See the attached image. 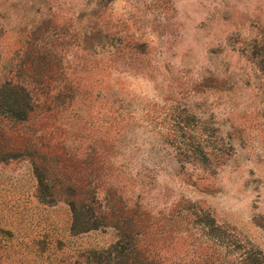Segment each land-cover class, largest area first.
Here are the masks:
<instances>
[{
	"label": "rangeland",
	"instance_id": "374dc122",
	"mask_svg": "<svg viewBox=\"0 0 264 264\" xmlns=\"http://www.w3.org/2000/svg\"><path fill=\"white\" fill-rule=\"evenodd\" d=\"M7 83L0 264L264 253V0H0Z\"/></svg>",
	"mask_w": 264,
	"mask_h": 264
},
{
	"label": "trees",
	"instance_id": "16d2710c",
	"mask_svg": "<svg viewBox=\"0 0 264 264\" xmlns=\"http://www.w3.org/2000/svg\"><path fill=\"white\" fill-rule=\"evenodd\" d=\"M20 90L21 92L25 93V89L23 87H21L20 85H11L10 83L4 84L2 86L1 92H0V111L1 109L6 112V113H14L13 117H19L18 119L21 121H26L27 120V116H28V112L30 111V109L28 108L29 106V96L27 95V93L24 94L25 97V103L24 104H20V106L22 107V110L19 114H16V111H14L15 109H17L19 106V101L20 103H22L21 100H18L15 98V90ZM71 91V88L68 89V92ZM68 97V96H66ZM69 98V97H68ZM17 107V108H15ZM19 111V110H18ZM12 152H4L3 154H1L0 156V160H5L8 157H12ZM210 220V219H209ZM204 225H207L206 223H203ZM214 225V229H213V237L217 239V241H219L220 237L225 238V232L224 229L222 227H219L218 225L213 224ZM236 239L235 241L231 242L230 245L233 246V248L237 247L236 249L232 250V257L233 260L231 262H228L226 264H264V253L260 250L257 249H249L246 252L243 251L240 255V253L238 252L240 249V246H237L239 244L236 243ZM138 264H143L146 263L147 261L145 260H138ZM143 261V262H142ZM147 264H151L150 262H147Z\"/></svg>",
	"mask_w": 264,
	"mask_h": 264
}]
</instances>
